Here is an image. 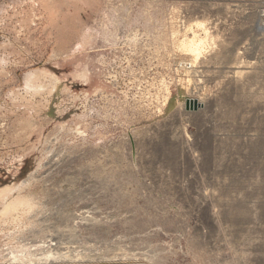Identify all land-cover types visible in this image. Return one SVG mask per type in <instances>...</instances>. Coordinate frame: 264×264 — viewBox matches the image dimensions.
<instances>
[{"label":"rangeland","instance_id":"rangeland-1","mask_svg":"<svg viewBox=\"0 0 264 264\" xmlns=\"http://www.w3.org/2000/svg\"><path fill=\"white\" fill-rule=\"evenodd\" d=\"M263 10L0 0V264H264Z\"/></svg>","mask_w":264,"mask_h":264},{"label":"bare ground","instance_id":"bare-ground-1","mask_svg":"<svg viewBox=\"0 0 264 264\" xmlns=\"http://www.w3.org/2000/svg\"><path fill=\"white\" fill-rule=\"evenodd\" d=\"M263 16H264V10L262 11V14H261V17L263 18ZM198 26L199 27H202V28H204V26L202 25V24H198ZM256 32L258 33H264V18H263V20L262 19H259L258 20V22L256 23ZM193 38H195V37H193ZM187 43H188V41H187ZM202 46H203V41L202 40H200V41H195L194 39L192 40V39H190V41H189V43L188 44H186L185 45V47L187 48V50L191 53V54H193V55H195V57H196V60L198 61L199 60V55L202 53ZM186 50V51H187ZM188 52V53H189ZM194 60V59H193ZM193 64V63H192ZM194 64H196V63H194ZM194 64L191 66V68L192 67H194ZM243 67H238V70L239 69H242ZM239 73H242V71H238L237 72V78H239V76H238V74ZM244 73V72H243ZM242 75V74H241ZM241 77V76H240ZM241 79V78H240ZM187 102V101H186ZM188 102L189 103H192V105L195 103L196 105H197V109H200V110H202L201 108L203 107V105H201V103H200V101L199 100H193V99H191V100H188ZM184 103V102H183ZM188 106V105H187ZM199 111V110H198ZM192 112V111H191ZM193 112H194V110H193ZM188 113V112H187ZM1 196V195H0ZM7 201V200H6ZM10 201V200H9ZM8 201V202H9ZM7 203V202H6ZM12 203V202H11ZM27 203V202H26ZM8 204V203H7ZM15 204H16V202H15ZM9 205V204H8ZM8 205H6L7 207H8ZM23 205V204H22ZM5 206V208H7ZM12 207H13V205H11ZM20 207V206H19ZM3 209L4 211L6 210V209ZM11 207L9 206V209H10ZM14 210H16L15 208H13ZM2 210V212H1V214H3L4 213V211ZM13 210V211H14ZM18 210V209H17ZM17 210H16V212H17ZM8 211L9 210H7L5 213L7 214L8 213ZM10 211H12L11 209H10ZM9 211V212H10ZM15 212V211H14ZM13 213V212H12ZM5 215V214H4Z\"/></svg>","mask_w":264,"mask_h":264},{"label":"water","instance_id":"water-1","mask_svg":"<svg viewBox=\"0 0 264 264\" xmlns=\"http://www.w3.org/2000/svg\"><path fill=\"white\" fill-rule=\"evenodd\" d=\"M190 104H191V107L197 108V105L195 103L193 105H192V103H190Z\"/></svg>","mask_w":264,"mask_h":264}]
</instances>
